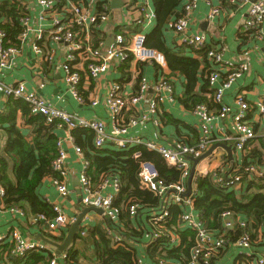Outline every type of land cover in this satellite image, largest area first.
Listing matches in <instances>:
<instances>
[{
  "label": "built area",
  "instance_id": "built-area-1",
  "mask_svg": "<svg viewBox=\"0 0 264 264\" xmlns=\"http://www.w3.org/2000/svg\"><path fill=\"white\" fill-rule=\"evenodd\" d=\"M28 10L29 1L37 6L39 24L36 30H32L29 16H23L20 24L22 33L17 37L18 45L26 41L33 31V51L40 56L44 63L51 64L53 54L49 48L51 44L63 43L65 45V61L61 68L64 73V82L69 94L79 103L83 98L79 95V88L83 79L95 81L108 69L113 67L122 68L129 62L150 63L164 66L160 60V54L145 47V38L155 23V13L151 0H122L124 16L128 18L129 24L121 27L115 32L110 45L101 36V27L111 16V0H86V2H74L72 0H15ZM199 2H204L209 12V21L219 17L221 9L213 6L210 0H185L180 16L172 24V30L178 38V45L199 51L206 46V37L201 34H192L189 31L191 15ZM228 4L235 9L247 3V0H227ZM98 4H101V12H98ZM137 13V15L135 14ZM6 35L0 30V73L8 69L13 57L17 54V47L5 46ZM238 38L249 42L252 39L264 41V0H255L250 3L247 15L239 29ZM41 43V45H40ZM264 52V51H263ZM225 48L222 45L210 49L206 53L208 62V87L212 90L209 98L217 106L212 111L206 104L196 105L192 113L197 120L199 137L195 144L182 143L177 149H171L151 141H143L133 135L132 130L139 124L155 116L158 105L163 100L173 102V84L169 78L161 77L152 85L154 92L147 110L141 105L144 94L150 87L147 77L140 76L134 94H127L120 83H111L108 87L105 106L107 118L85 120L76 115L57 109L48 100L37 96L30 91L24 83L6 85L0 82V90L8 100H19L28 105L32 115H40L45 118L47 124L56 128H64L68 139L73 140L72 132L75 130H90L93 133V145L95 149H103L107 144L119 147L142 146L149 151L155 152L163 159L169 167H175L181 171L179 182L166 185L160 179L155 166L148 161H141L136 174V179L141 190L153 193L160 199L157 210L152 211L149 221L155 227L150 233L148 245L155 242L159 237L167 238L170 248L179 244L175 230L171 226L166 229L168 209L170 206H178L182 209L179 217L180 228L191 230L194 233V245L189 252L186 264H211L216 255L226 246L231 244V239L226 238L227 233L239 231L240 234L233 242L234 246L244 252L251 250V226L248 219H240L236 214L225 211L219 216L220 229L210 230L207 222L195 212L191 194L186 197V180L190 173V162L187 157H198L202 155L213 143L222 142L231 144L236 153H243L247 143L256 138L264 142V129L261 132L260 122L264 120V91L256 95L252 102L245 98L244 94H236L231 105L224 102V94L228 91L234 81L244 72L245 66L226 61L224 58ZM264 66V53H263ZM94 101L91 105L96 106ZM227 117L232 121V132L220 139L213 135L215 120L222 121ZM57 156L52 162V170L60 176V179H51L61 198L69 194V190L62 180L66 153L57 141ZM77 154L82 150L75 146ZM139 153L134 154L138 158ZM225 162V161H224ZM229 166V165H228ZM227 166V167H228ZM231 169L233 163L230 165ZM88 162L84 159L83 172L79 179L82 192V204L85 207H93L103 212L102 217L109 221L106 235L113 246H119L124 239V230L117 225V210L114 201L120 190V180L116 176L101 175L99 184L93 185L86 174ZM226 167L219 169V174H214L216 184L222 188H234L240 186L241 179L245 175L247 179H264V165L250 164L243 169L242 174L236 170L226 173ZM200 175L201 173L196 172ZM195 175V174H194ZM204 175V174H203ZM194 178V176H193ZM193 180V179H192ZM4 190L0 186V209L18 213L21 217L25 214L23 210L3 209L1 207ZM54 217L48 218L44 215H28V221L34 226L36 233L44 232L51 239L61 237L62 232L71 225L75 219L63 214L56 205H51ZM139 206L132 202L127 206L131 219L136 217ZM80 236H85L88 224L81 225ZM41 231V232H40ZM42 234V233H41ZM53 237V238H52ZM10 242L0 235V244L12 245L10 257L24 259L32 252L47 253L51 259L49 264H58L61 260L65 264V253L58 258L55 253L45 244L35 240H25L18 231L9 234ZM261 235L259 236V240ZM55 240V239H53ZM154 264H172L166 260H155ZM133 264H147L144 259L137 257ZM256 264H264V255L256 259Z\"/></svg>",
  "mask_w": 264,
  "mask_h": 264
},
{
  "label": "trees",
  "instance_id": "trees-1",
  "mask_svg": "<svg viewBox=\"0 0 264 264\" xmlns=\"http://www.w3.org/2000/svg\"><path fill=\"white\" fill-rule=\"evenodd\" d=\"M72 1L86 2V0ZM184 1L151 0L156 17L155 26L146 35L145 47L163 54L171 72L182 75L187 81V89H190L197 82L200 63L188 58H177L171 55L170 51L162 44V31L168 19L174 11L180 9L181 12ZM97 11L101 12V4H98ZM29 14V10L25 11L24 7L15 0H0V30L6 35L5 46L18 45L17 37L23 31L20 19L25 15L29 16ZM179 16L178 13L174 22ZM211 48V46H205L199 51L189 50L198 54L206 67H209L206 53ZM206 74L208 75V72ZM205 76L202 79V84H204L202 87L207 89L208 94L211 95L212 90L208 89V80ZM198 104H206L211 109H217L211 98L197 97L192 103L189 100L182 102L183 107L191 111ZM18 112L23 118L24 125L32 129L30 137L16 128L15 121ZM0 124L6 125L0 131V186L4 190L1 207L23 210V207L27 205L30 215L54 217L51 206L40 197L39 189L46 178L60 179L51 166L57 156L56 142L58 138L55 126L47 124L45 118L40 115H32L27 104L11 98L7 100L5 111L0 112ZM72 138L74 145L79 147L85 155V160L88 162L86 174L93 185L99 184L101 175L116 176L121 185L114 201V207L117 210V222L124 230V239L119 246H113L105 231L93 229L91 234L96 264H133L137 258V250L129 241L145 242L147 246L146 261L151 264L156 263L155 260L161 259L173 261V264H186L189 252L194 245V233L191 230L180 228L179 217L182 214V209L178 206H170L168 221L164 226L166 229H169L170 226L176 229L175 234L179 239V244L170 248L167 238L161 236L148 245L149 240L147 241L143 237L155 230L149 219L152 211L158 209L160 199L149 191L141 190L136 179L141 161L151 162L160 179L166 185L179 182L181 171L175 167L167 166L160 155L142 146L119 148L107 144L103 149L97 150L93 145L94 136L90 130H75L72 132ZM253 143H257V146L250 149ZM245 149L247 153L250 149L249 153L241 159V162H233L232 169L225 163L228 166L225 168L226 173L230 174L231 170H236L237 174H242L243 169L250 164L264 165V142L261 138L247 143ZM90 153L92 156H89ZM135 153H139L138 158H134ZM214 174H219V169H214L205 175L195 173L190 197L195 212L207 222L208 228L212 231L220 229L219 216L222 212L228 211L236 215L253 216V222L250 224L251 244L263 242L264 179L249 180L244 175L241 179V188L236 190L235 188H222L216 184L213 178ZM132 202L139 206L134 219L129 217L127 210L128 204ZM130 220H134L137 227ZM107 225H109L108 220ZM28 226L34 230L32 224ZM81 231L82 228L76 235L75 241L81 239ZM89 231L91 228H88L87 232ZM41 233L51 238L44 232ZM239 234V231H234L232 234L229 232L226 238H230L233 243ZM260 235L262 240H259ZM53 239L61 241L63 237ZM74 244L73 248L65 252V264H82L80 262L81 255L74 249ZM11 249V244H0V264H49L51 259L50 255L44 252H32L24 259H16L10 257ZM87 259L85 257V260Z\"/></svg>",
  "mask_w": 264,
  "mask_h": 264
},
{
  "label": "crops",
  "instance_id": "crops-1",
  "mask_svg": "<svg viewBox=\"0 0 264 264\" xmlns=\"http://www.w3.org/2000/svg\"><path fill=\"white\" fill-rule=\"evenodd\" d=\"M254 1L255 0H247V3L237 10L231 7L227 0H210L213 6L221 9L219 17L211 21L207 19L209 12L208 7L204 2H199L191 15L190 33L204 35L206 37V46L215 48L222 45V47L225 48L224 58L226 61L245 66L242 75L234 81L231 88L224 94V102L229 105L232 104L236 94H244L245 98L252 102V100L254 101L256 99L257 94L264 91V66L262 58L264 53V41L261 42L257 39H252L249 42H245L238 38L239 29L247 15L248 7L250 3ZM111 2L112 0L110 1V8ZM28 3V10L30 12L29 17L31 18L30 26L34 31L39 26L37 22L38 8L32 1ZM178 13H180V9L174 11L168 19L162 31V44L170 51L171 55L177 58L196 60L200 63L199 71L197 72V82L190 89H187L186 79L179 73L171 72L165 57L157 51L160 54V60L164 63V66H157L150 63L129 62L122 68L114 69L111 67L95 81L83 79V83L79 88V95L83 98V101L79 103L69 94L64 82V73L61 66L65 61V45L63 43L51 44L49 48L53 54L52 62L51 64L44 63L40 56L33 51V31L28 35L26 41L15 46L17 47V54L13 57L8 69L0 73V82L6 85H14L20 82L24 83L30 91L48 100L57 109L76 115L85 120H94L107 118V110L104 102L108 87L111 83H120L123 90L131 95L135 92L136 80L140 76L147 77L151 84L144 94L141 105L143 110H147L148 104L154 95L152 89L153 83L161 77L169 78L174 89L172 94L173 102L163 100L161 104L158 105L157 114L155 116L157 123H154L152 121L153 118L150 117V120L139 123L131 133L141 138L143 141H151L171 149H177L182 143L189 145L195 144L199 137L197 120L191 110H186L183 107L182 102L189 100L192 103L197 97L209 99L208 90L202 87V85H204L202 84V79H204L205 75V77H207L206 73L208 72V67H206L204 61L198 54L190 51L188 48H182L178 45V38L172 30L174 18ZM135 14L137 15L136 12ZM124 15L122 7L120 9L111 8L110 19L102 25L100 32L106 42L109 38H113L115 32L121 30V27L129 24L128 18ZM154 26L155 23L149 32ZM94 101L97 102L96 106L91 105ZM6 103L7 99L0 90V112L5 111ZM211 110L215 111L216 109ZM15 123L19 131L30 137L32 129L24 125L20 112L17 113ZM5 126V124H0V131L1 128ZM260 128L262 132L264 129V120L260 122ZM55 132L58 138L57 141L61 142V146L66 153L62 180L65 182L69 194L61 198L56 188L52 185L50 178H46L42 182L39 194L50 206L56 205L65 216L76 219L78 214L85 208L81 201L82 192L79 184V179L83 172L85 155L83 152L81 154L76 153L74 149V139H68L67 131L64 128L55 127ZM231 132L232 121L230 117L222 121L215 120L213 135L216 138L220 139L224 135H230ZM3 143L4 141L2 144ZM222 144L231 146V144L228 143ZM256 146L257 143H253L250 149ZM248 153L246 149L243 153H236L232 149V161H229L224 149L217 148L209 158L198 165L196 170L202 175H205L214 169H223V167H227L225 163L230 166L233 162H241V159ZM89 156H92V153H90ZM234 188L238 190L241 187L238 185ZM23 212L25 216L21 217L18 213L0 209V235L4 236L6 241L10 242L9 234L14 230L18 231L25 240H34L33 238L37 233L35 229L33 230V228L28 226L31 223L28 221V215L30 213L27 205L23 207ZM237 216L240 219H248L250 223L253 222V216ZM130 222L136 226L134 220H130ZM84 223L88 224L91 231L86 232L85 236L75 241L74 249L80 253V262H82V264H96L91 232L93 229H99V231L104 232L107 227V220L95 213H90L85 216L81 225ZM117 225L121 229L119 222H117ZM67 228L62 232L60 238H64ZM148 236L150 237V233L145 234L143 238L148 241ZM129 243L135 246L137 257L144 259L147 264H151L146 261L145 250L147 246L144 241H139L138 243L129 241ZM262 255H264V238L263 242H257L252 245L249 252L241 251L231 243L215 256L211 264H256V259ZM85 257L88 259L85 260ZM170 262L173 264V261ZM58 264H64V262L59 260Z\"/></svg>",
  "mask_w": 264,
  "mask_h": 264
},
{
  "label": "water",
  "instance_id": "water-1",
  "mask_svg": "<svg viewBox=\"0 0 264 264\" xmlns=\"http://www.w3.org/2000/svg\"><path fill=\"white\" fill-rule=\"evenodd\" d=\"M122 5H123L122 0H112L111 2L112 9H120ZM112 40H113L112 37L109 38L106 42V45H110ZM217 148L224 149V151L227 154L228 160L232 161V147L224 145L222 143H216L211 145L202 155L198 157L194 158L189 156L186 158L191 163L190 173L186 180V194H185L186 197H189V195L191 194L192 179L196 172V168L201 162L209 158V156H211ZM90 213H95L99 216L103 215V212L100 209H96L93 207H85L83 211L80 214H78L75 221L71 225H69V227L65 232L64 238L61 242L53 240L41 233L35 234L33 239L35 241L45 244L50 250L54 251L55 255L59 258L62 253L67 252L71 248H73L75 237L79 232L80 226L83 223L85 216H87Z\"/></svg>",
  "mask_w": 264,
  "mask_h": 264
}]
</instances>
